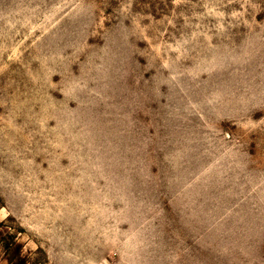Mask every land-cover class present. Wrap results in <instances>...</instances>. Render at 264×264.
Segmentation results:
<instances>
[{
	"label": "rangeland",
	"instance_id": "obj_1",
	"mask_svg": "<svg viewBox=\"0 0 264 264\" xmlns=\"http://www.w3.org/2000/svg\"><path fill=\"white\" fill-rule=\"evenodd\" d=\"M0 264H264V0H0Z\"/></svg>",
	"mask_w": 264,
	"mask_h": 264
}]
</instances>
